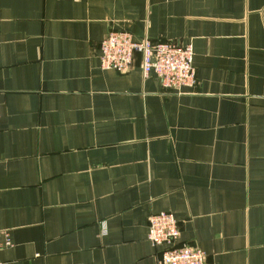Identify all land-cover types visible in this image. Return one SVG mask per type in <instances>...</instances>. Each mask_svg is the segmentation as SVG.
I'll use <instances>...</instances> for the list:
<instances>
[{"label": "crops", "instance_id": "crops-1", "mask_svg": "<svg viewBox=\"0 0 264 264\" xmlns=\"http://www.w3.org/2000/svg\"><path fill=\"white\" fill-rule=\"evenodd\" d=\"M113 29L192 47L179 92L104 70ZM264 264V0H0L3 264Z\"/></svg>", "mask_w": 264, "mask_h": 264}, {"label": "built area", "instance_id": "built-area-1", "mask_svg": "<svg viewBox=\"0 0 264 264\" xmlns=\"http://www.w3.org/2000/svg\"><path fill=\"white\" fill-rule=\"evenodd\" d=\"M140 56V67L144 77L154 75L161 86L179 92L196 82L193 67L192 47L173 41H152L145 38L135 41L122 29L110 30L99 43V63L104 70L126 72L133 56ZM177 221L168 212H158L148 218V239L154 246L164 245L159 264H205L202 250L190 245H178ZM9 240L0 242V249ZM0 264H3L0 261Z\"/></svg>", "mask_w": 264, "mask_h": 264}, {"label": "rangeland", "instance_id": "rangeland-1", "mask_svg": "<svg viewBox=\"0 0 264 264\" xmlns=\"http://www.w3.org/2000/svg\"><path fill=\"white\" fill-rule=\"evenodd\" d=\"M168 213H170V212H168ZM171 214V213H170ZM152 215V214H151ZM174 217V216H173ZM149 218V217H148ZM177 221V220H176ZM179 231V230H178Z\"/></svg>", "mask_w": 264, "mask_h": 264}]
</instances>
